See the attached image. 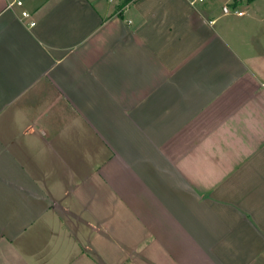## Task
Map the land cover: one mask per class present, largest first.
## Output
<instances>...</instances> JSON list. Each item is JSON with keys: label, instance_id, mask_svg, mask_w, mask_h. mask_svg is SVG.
<instances>
[{"label": "crops", "instance_id": "crops-1", "mask_svg": "<svg viewBox=\"0 0 264 264\" xmlns=\"http://www.w3.org/2000/svg\"><path fill=\"white\" fill-rule=\"evenodd\" d=\"M16 1L0 264H264L260 0Z\"/></svg>", "mask_w": 264, "mask_h": 264}, {"label": "rangeland", "instance_id": "rangeland-1", "mask_svg": "<svg viewBox=\"0 0 264 264\" xmlns=\"http://www.w3.org/2000/svg\"><path fill=\"white\" fill-rule=\"evenodd\" d=\"M107 2V4L113 8L116 9H121L123 7H125L129 2H131L132 0H104ZM247 1V0H246ZM248 2V1H247ZM236 3V0H235ZM260 4H256V5H263V16H264V0H260L259 2ZM245 7V6H244Z\"/></svg>", "mask_w": 264, "mask_h": 264}, {"label": "built area", "instance_id": "built-area-1", "mask_svg": "<svg viewBox=\"0 0 264 264\" xmlns=\"http://www.w3.org/2000/svg\"><path fill=\"white\" fill-rule=\"evenodd\" d=\"M196 1H204V0H193L194 3H195ZM16 2H17L19 5H22V1H21V0H17ZM22 15L28 17V16H30V13H29L27 10H24V11H22ZM31 24H35V22H32Z\"/></svg>", "mask_w": 264, "mask_h": 264}, {"label": "trees", "instance_id": "trees-1", "mask_svg": "<svg viewBox=\"0 0 264 264\" xmlns=\"http://www.w3.org/2000/svg\"><path fill=\"white\" fill-rule=\"evenodd\" d=\"M239 0H236V2H238ZM248 1H252V0H248Z\"/></svg>", "mask_w": 264, "mask_h": 264}]
</instances>
